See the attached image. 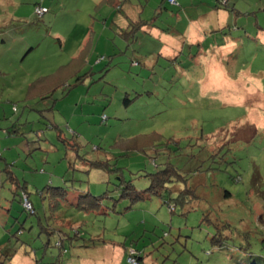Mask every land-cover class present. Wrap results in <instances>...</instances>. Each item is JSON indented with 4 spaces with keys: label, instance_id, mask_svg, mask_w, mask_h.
Instances as JSON below:
<instances>
[{
    "label": "rangeland",
    "instance_id": "374dc122",
    "mask_svg": "<svg viewBox=\"0 0 264 264\" xmlns=\"http://www.w3.org/2000/svg\"><path fill=\"white\" fill-rule=\"evenodd\" d=\"M98 1L0 0V22L14 19L0 29V168L28 183L37 212L0 174V224L40 264H80L76 251L84 264H264V0L231 1L250 28L234 32L238 50L188 44L155 69L131 58L154 38L131 41ZM89 32L90 63L75 62Z\"/></svg>",
    "mask_w": 264,
    "mask_h": 264
},
{
    "label": "crops",
    "instance_id": "0c3cea01",
    "mask_svg": "<svg viewBox=\"0 0 264 264\" xmlns=\"http://www.w3.org/2000/svg\"><path fill=\"white\" fill-rule=\"evenodd\" d=\"M99 1L101 2L102 0ZM151 1L155 5H150L149 3L148 5L146 4L147 6H142L141 0H139L137 1L140 3L139 6L137 5L136 1L134 2L132 0H125V4L122 10L117 11L121 13L120 15L118 13V16L122 18L119 19V22L121 24V27L124 28L125 31L130 30V26L132 23H137L138 31L140 33L144 34V36L149 40L150 38H154V41H150L156 46V48L152 49L151 52H148L147 54L142 53L143 47L145 45V43L142 42L139 47L140 50L134 49V47L138 43L134 45L133 49L135 51V54H132L133 56H131L132 59H137L138 56L142 57L140 61H143V58H145L146 65L148 67H151L152 69H155L156 67H162V62L165 63L167 67H176L178 59L182 58L181 56H183V54L185 53V49L188 44H192L191 46H189L190 48L196 45L198 55L204 52V42H206V48L209 47L207 43L211 42L213 43H211L212 45L218 46V54H220L223 48L227 49L225 51V54L231 53L230 50H238V48L236 49L237 46L234 43H231V41L235 40L237 37L234 32H236L237 30L246 31V29L249 31L250 29L249 26H247V22L240 21L239 18L241 17H238V15L236 16V13H234V11L217 6L218 0H177L180 3L181 12L179 15L174 14V17L168 19V22H170L172 25L174 24L175 27L170 29V32H166L165 30L167 27L164 28L165 26L160 25V18L157 21L159 23L156 22V26L153 25L152 22L156 16V10L161 0ZM10 5H13V2L10 3V0H4L3 6ZM38 5H42L48 8L44 4ZM148 7H153V10L151 12H147L151 13V15L149 16L151 18H145V14ZM8 15L9 16L6 19L0 22V29L10 28V20L14 19H12L13 16H11L9 12ZM162 18L165 19V17L163 16ZM254 25H256V23L252 24L251 27H253ZM1 33L2 32L0 30V34ZM4 33L6 34V32H3V34ZM54 35L60 37V35L58 34ZM90 37L91 34L89 32L86 34V36L81 38L80 44L75 48L76 53L75 56L72 58L73 60H76L81 57L84 64L89 65L90 57L86 56V52L92 50L89 47ZM130 40L134 41L133 39ZM209 40L211 42H209ZM261 40H263L262 42L264 43V37ZM137 51H140L141 53ZM232 52L234 53V51ZM188 54L189 60H191L193 56L190 53ZM169 61L174 62H172L171 64ZM228 62H230V60ZM199 63L200 65L203 64L202 62ZM223 68V62H211V65L207 69L214 73L212 75V78L218 80L222 75V71L220 69ZM223 77L224 74L222 75V78ZM11 157L12 156H7V158L9 159ZM4 161L5 165L0 168V174H4L5 177L8 176V181L10 179V182H8V184L6 185L12 186V194L14 196V199H18L20 201L21 193L23 191H26L24 184L25 181H22L15 174L12 165L9 164L7 159H4ZM16 176L18 177V181H16L15 179L17 178ZM6 185L3 184L2 186L1 184L0 189H3V187H5ZM1 192L0 196H2ZM10 215L11 213L9 211H7L5 208L0 207V223L3 217H6L4 218L5 220H10ZM10 231L11 230H9V232ZM2 232L3 234H1ZM6 232H8L7 228L4 227L3 223L0 224V264H38L37 257H32L30 255L31 253L29 247L24 242H12V238ZM79 254L80 251H76L75 255L77 256L73 258V261L78 260L80 264H84L85 262H87L86 259L82 258V254Z\"/></svg>",
    "mask_w": 264,
    "mask_h": 264
},
{
    "label": "trees",
    "instance_id": "16d2710c",
    "mask_svg": "<svg viewBox=\"0 0 264 264\" xmlns=\"http://www.w3.org/2000/svg\"><path fill=\"white\" fill-rule=\"evenodd\" d=\"M104 3L107 1V2H110L115 8H116V10H122V8L124 7V4H125V2L123 3V2H121L120 0H102ZM125 1V0H124ZM148 1V0H147ZM172 1H174V2H172ZM218 3V5L217 6H219V7H222V8H226V9H228V10H231V11H234V13H236V16L238 15V17H241L242 15H244V13H241V12H239L236 8H235V4H231V0H218L217 1ZM101 3V2H100ZM231 5H233V6H231ZM38 6H42V5H36L35 6V8L36 7H38ZM42 7H44V6H42ZM46 8V7H45ZM48 9V8H47ZM49 10V9H48ZM180 12H181V9H180V3L177 1V0H161L160 1V3H159V5H158V8H157V10H156V16H155V18H154V20L152 21L153 22V25H157L156 24V22L158 21V19L160 18V20L162 21V16L163 17H165V19L166 18H171V17H174V14H177V15H179L180 14ZM48 13H49V11H48ZM246 15V14H245ZM257 24V23H256ZM175 27V25L173 24H171V25H169V26H167V28H166V32H170L171 30L170 29H172V28H174ZM138 31V26H137V23L135 24V23H132L131 24V26H130V30H128V31H124V34H125V36L127 37V38H129V39H133L134 41L136 40V38H137V32ZM209 42H211L210 40H209ZM212 43V42H211ZM210 43V44H211ZM90 47V46H89ZM91 48V47H90ZM90 51V50H89ZM88 51V52H89ZM88 52H86V54L88 53ZM75 62H80V63H84L83 61H82V58L80 57V58H78V59H76V60H74ZM171 64H172V62H174V61H169ZM136 65H138V63H135ZM98 166H100V165H98ZM18 176V175H17ZM16 176V177H17ZM16 179V181H18L17 179H18V177L17 178H15ZM25 184V190L26 191H24L27 195H29L28 197L29 198H31V194L28 192L29 191V187H28V183H24ZM48 189H46L47 191H48V194L50 195L51 194V196H56L57 197V200H55L54 202H55V204L58 206V204H59V202H60V199H62L63 198V194L60 192V189H58L57 190V192L58 193H53L52 192V188L50 187V186H48L47 187ZM56 191V190H55ZM147 194H155V193H157V186L155 185V183H153V185L151 186V188L146 192ZM41 195H42V193H41ZM225 196H226V198H229L230 197V194L229 193H226L225 194ZM20 202L23 204V206H24V201H23V195H20ZM94 200H96V199H94ZM52 206L53 205H51V208H52ZM94 206H97V204L95 203V205ZM24 209H25V207H24ZM26 210V209H25ZM34 210H35V208H34ZM30 215H32L33 214V212H30V211H28V210H26ZM37 214V212H36V210H35V214L34 215H36ZM49 235H51V233H49ZM57 247H59V248H61L62 250H64V252L65 253H67V249H65V246H64V243L62 242V243H58V245H57ZM131 257H134L135 258V260H136V257L134 256V255H131L130 256V259H131ZM137 261V260H136ZM37 263L38 264H40V262H39V260L37 259ZM60 263V262H59Z\"/></svg>",
    "mask_w": 264,
    "mask_h": 264
},
{
    "label": "built area",
    "instance_id": "2783aa9c",
    "mask_svg": "<svg viewBox=\"0 0 264 264\" xmlns=\"http://www.w3.org/2000/svg\"><path fill=\"white\" fill-rule=\"evenodd\" d=\"M172 2H174V1H172ZM48 11H49V10H48L47 8L42 7V6H38V7L35 8V14H36V16H37L39 19L43 18L44 15L48 13ZM134 65H136V64H134ZM23 200H24V199H23ZM24 202H25V204H26L25 206L27 207V209H28V210H32V212L34 213V209L32 208L31 203H29V202L27 201V199H25Z\"/></svg>",
    "mask_w": 264,
    "mask_h": 264
},
{
    "label": "bare ground",
    "instance_id": "6f19581e",
    "mask_svg": "<svg viewBox=\"0 0 264 264\" xmlns=\"http://www.w3.org/2000/svg\"><path fill=\"white\" fill-rule=\"evenodd\" d=\"M25 205H26V204H25V202H24V207H25L26 210H28L27 207H26ZM28 211L32 212V210H28Z\"/></svg>",
    "mask_w": 264,
    "mask_h": 264
},
{
    "label": "clouds",
    "instance_id": "9594fccd",
    "mask_svg": "<svg viewBox=\"0 0 264 264\" xmlns=\"http://www.w3.org/2000/svg\"><path fill=\"white\" fill-rule=\"evenodd\" d=\"M135 64V63H134Z\"/></svg>",
    "mask_w": 264,
    "mask_h": 264
}]
</instances>
